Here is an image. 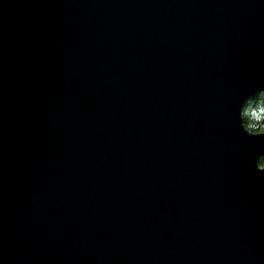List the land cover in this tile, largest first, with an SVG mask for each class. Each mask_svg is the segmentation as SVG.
<instances>
[{
  "label": "water",
  "instance_id": "water-1",
  "mask_svg": "<svg viewBox=\"0 0 264 264\" xmlns=\"http://www.w3.org/2000/svg\"><path fill=\"white\" fill-rule=\"evenodd\" d=\"M264 0H0V264H264Z\"/></svg>",
  "mask_w": 264,
  "mask_h": 264
},
{
  "label": "clouds",
  "instance_id": "clouds-1",
  "mask_svg": "<svg viewBox=\"0 0 264 264\" xmlns=\"http://www.w3.org/2000/svg\"><path fill=\"white\" fill-rule=\"evenodd\" d=\"M238 118L240 128L249 137H264V88L243 97ZM255 168L264 172V153L257 155Z\"/></svg>",
  "mask_w": 264,
  "mask_h": 264
}]
</instances>
